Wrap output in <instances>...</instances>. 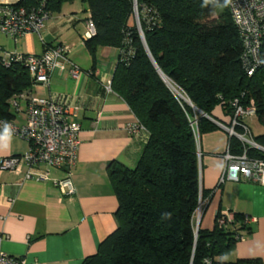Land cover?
<instances>
[{
	"label": "trees",
	"instance_id": "1",
	"mask_svg": "<svg viewBox=\"0 0 264 264\" xmlns=\"http://www.w3.org/2000/svg\"><path fill=\"white\" fill-rule=\"evenodd\" d=\"M42 0H18L33 7ZM64 1L45 0L51 14ZM95 33L84 43L93 57L97 46H115L118 59L111 89L126 102L147 139L134 167L114 160L108 165L118 206L117 227L80 264H264L258 258L218 260L227 255L247 228L245 215L211 229L196 226L195 216L208 192L200 184L197 145L190 121L192 106L199 134L219 127L214 108L233 116L234 99L254 101L264 123V65L252 75L243 69L242 43L226 0H80ZM228 1V0H227ZM32 80L22 61H0V119H13L9 99L29 92ZM231 119L228 123V126ZM237 132L239 127H235ZM253 140L264 148V132ZM229 149L241 153L236 136ZM250 157L264 150L249 147ZM237 235V236H236Z\"/></svg>",
	"mask_w": 264,
	"mask_h": 264
},
{
	"label": "crops",
	"instance_id": "2",
	"mask_svg": "<svg viewBox=\"0 0 264 264\" xmlns=\"http://www.w3.org/2000/svg\"><path fill=\"white\" fill-rule=\"evenodd\" d=\"M69 2L72 1H64L59 10L52 12L39 34L29 32L13 40L0 33V48L17 53L40 54L47 45L68 44V57L80 69L77 76L71 74L68 65L63 70L55 69L46 86L34 85L29 91L32 96L76 109L73 119L80 125V141L76 163L69 169L75 192L64 195L52 183L54 178L66 174L65 168L50 169V179L43 181L24 177L25 165L0 171V249L20 257L21 264H80L95 253L100 241L118 225V202L108 165L117 160L134 167L147 139L146 132L128 131L135 115L121 96L106 88L119 49L97 46L92 57L83 37L89 11L85 5L81 15L80 9L67 5ZM19 104L23 110L25 101L19 100ZM12 108L10 105L15 112L13 120L22 123L23 112L18 111L21 115L17 121ZM220 109H214L220 121L212 119L222 126L218 124L217 129L200 135V184L210 192L195 222L198 220V225L211 229L217 212L250 217L248 227L240 231L243 238L235 242L228 259H217L258 257L264 263V185L228 179L218 183L224 167L222 154L228 144L224 126L231 119ZM28 148L26 140L0 134V158Z\"/></svg>",
	"mask_w": 264,
	"mask_h": 264
},
{
	"label": "built area",
	"instance_id": "3",
	"mask_svg": "<svg viewBox=\"0 0 264 264\" xmlns=\"http://www.w3.org/2000/svg\"><path fill=\"white\" fill-rule=\"evenodd\" d=\"M45 4V0H42L36 6L26 7L18 5V0H0V33L13 40L29 32L39 34L45 21L51 17V12L45 8ZM227 6L242 43L240 54L242 67L247 75H252L258 67L264 65V0H228ZM94 33V22L88 17L85 21L83 37L87 39ZM69 49V45L64 43L47 45L40 54L17 53L0 48V61L6 66L11 61H22L27 67L32 86H46L51 72L55 69L63 70L68 65L73 76L80 73V69L68 57ZM169 86L176 96L181 97L187 103L190 101L172 85ZM106 88L111 89L110 83ZM19 100L25 101L23 110H21ZM9 103L16 112H23L24 121L17 124L13 119H0V134L22 138L29 143V148L23 153L1 157L0 171L15 170L18 166L25 165L27 170L24 177L43 181L50 179V169L65 168L66 174L62 178H54L52 183L64 195H72L75 189L69 169L76 163L80 141V125L73 119L76 116V109L70 110L63 103L32 96L30 92L23 91L13 95ZM232 105L233 116L229 125L224 127L228 136L237 137L243 150L241 153H233L227 144L222 154L224 167L218 183H223L228 179L252 181L264 185V159L250 157L247 154L249 147L264 150L253 140L252 132L244 121L257 118L254 101L251 99L244 106L234 99ZM192 109L193 117L190 124L198 150L200 134L197 128L196 113L202 112L195 106H192ZM235 127H239L240 131L237 132ZM138 130L145 132V128L136 118L128 126V131L134 133ZM200 207L201 202L198 206L197 217L200 216ZM250 219L245 216L246 222ZM232 220L233 213L231 212H222L217 218L220 225H227ZM242 238V235L239 236V240ZM22 262L20 257L11 256L0 249V264H21Z\"/></svg>",
	"mask_w": 264,
	"mask_h": 264
},
{
	"label": "rangeland",
	"instance_id": "4",
	"mask_svg": "<svg viewBox=\"0 0 264 264\" xmlns=\"http://www.w3.org/2000/svg\"><path fill=\"white\" fill-rule=\"evenodd\" d=\"M71 3H73V4H71ZM70 4H71V6H70ZM67 5H69L70 8H73L75 10H79L80 9L79 11H80L81 15H82L81 11H82L83 7H85V4L82 3L80 0H74L72 2H69ZM12 109L15 111L14 108H12ZM214 109H217V111L220 112L219 111V109H220L219 105H217ZM16 114H17V117H18L17 121H19L21 113L16 112ZM223 116H225V115H223ZM225 117L228 118L229 116H225ZM245 120H246V123L249 125L254 137H257V136H259L260 134H262L264 132V123L262 121H260L258 118L251 119V120L250 119H245Z\"/></svg>",
	"mask_w": 264,
	"mask_h": 264
},
{
	"label": "water",
	"instance_id": "5",
	"mask_svg": "<svg viewBox=\"0 0 264 264\" xmlns=\"http://www.w3.org/2000/svg\"><path fill=\"white\" fill-rule=\"evenodd\" d=\"M189 104H191L192 105V103L189 101L188 102ZM192 106H194V105H192ZM215 123H217V121L216 120H213ZM217 124H219V123H217ZM220 125V124H219ZM220 126H222V125H220ZM196 226H198V220L196 221Z\"/></svg>",
	"mask_w": 264,
	"mask_h": 264
},
{
	"label": "clouds",
	"instance_id": "6",
	"mask_svg": "<svg viewBox=\"0 0 264 264\" xmlns=\"http://www.w3.org/2000/svg\"><path fill=\"white\" fill-rule=\"evenodd\" d=\"M226 2H227V0H226ZM222 258H224V259H228V257H227V255H224Z\"/></svg>",
	"mask_w": 264,
	"mask_h": 264
}]
</instances>
